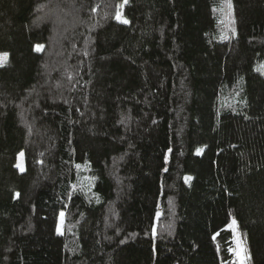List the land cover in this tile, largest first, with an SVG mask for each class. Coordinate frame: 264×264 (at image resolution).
<instances>
[{
	"label": "trees",
	"instance_id": "trees-1",
	"mask_svg": "<svg viewBox=\"0 0 264 264\" xmlns=\"http://www.w3.org/2000/svg\"><path fill=\"white\" fill-rule=\"evenodd\" d=\"M228 2L0 0V264H239L233 221L264 264V0Z\"/></svg>",
	"mask_w": 264,
	"mask_h": 264
},
{
	"label": "rangeland",
	"instance_id": "rangeland-1",
	"mask_svg": "<svg viewBox=\"0 0 264 264\" xmlns=\"http://www.w3.org/2000/svg\"><path fill=\"white\" fill-rule=\"evenodd\" d=\"M122 19H123V17H122ZM1 54H3V53H1ZM19 167L21 168L22 164H19ZM230 228L233 230L234 235H235L234 252L236 254L238 263L241 264L240 256H247L246 245H245V242H244L243 238L241 237V235L237 231L236 225L233 223V224L230 225ZM238 252L240 253V256L237 255ZM244 264H246V259L244 260Z\"/></svg>",
	"mask_w": 264,
	"mask_h": 264
},
{
	"label": "snow or ice",
	"instance_id": "snow-or-ice-1",
	"mask_svg": "<svg viewBox=\"0 0 264 264\" xmlns=\"http://www.w3.org/2000/svg\"><path fill=\"white\" fill-rule=\"evenodd\" d=\"M124 3L126 4L127 3V0H124ZM228 7L231 8V0H229V2H228ZM116 19L119 20V21H121L124 24L129 23V21L127 19H122V14L120 12H117ZM42 47H43L42 45H37L36 46V49L39 51V50L42 49ZM6 57H7V53L0 54V66L3 65V63L5 62ZM261 67L264 68V66H261ZM169 151H171V150H169ZM21 155H23V153H21ZM77 167H80V165H77ZM185 179L186 180H190L191 177H186ZM60 216H61V218H63L64 213L61 212ZM233 223H235V221H233ZM59 231L60 230L58 228V232ZM237 255L240 256V253L238 252ZM245 259H247V256H240V262H241V264H244V260Z\"/></svg>",
	"mask_w": 264,
	"mask_h": 264
}]
</instances>
